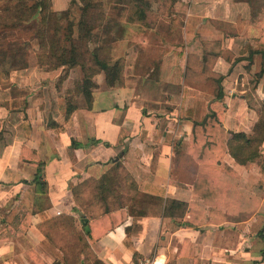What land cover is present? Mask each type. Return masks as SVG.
<instances>
[{
	"label": "crops",
	"instance_id": "obj_1",
	"mask_svg": "<svg viewBox=\"0 0 264 264\" xmlns=\"http://www.w3.org/2000/svg\"><path fill=\"white\" fill-rule=\"evenodd\" d=\"M262 9L253 17L246 0H178L183 24L172 25L160 44L157 73L138 70L115 90L100 82L91 108L66 93L73 70L63 79L61 70L36 67L0 75V264H264L260 166L247 169L226 153L232 170L216 172L217 199L207 203L193 194L201 165L189 151L192 119L214 106L228 131L252 134L264 100ZM67 101L77 105L68 118ZM25 148L43 163L45 194L35 183L36 160L22 158ZM120 155L139 191L198 202L194 224L186 210L127 213L109 231L87 217L73 189L102 176ZM64 229L93 236L72 243L71 252L68 246L70 263L65 246L49 237Z\"/></svg>",
	"mask_w": 264,
	"mask_h": 264
},
{
	"label": "trees",
	"instance_id": "obj_2",
	"mask_svg": "<svg viewBox=\"0 0 264 264\" xmlns=\"http://www.w3.org/2000/svg\"><path fill=\"white\" fill-rule=\"evenodd\" d=\"M0 1L4 2L5 0ZM79 1L82 4V16H80L81 19L78 25L79 35H75L76 24L74 21H68V29L62 35V22L65 18L68 19L67 16H69L70 11L66 10L60 16L59 13L52 9V0H34L31 6L25 0H18L13 7L9 6V1L5 2L7 4L4 8L0 7V9L5 12L13 10L17 20L15 23L21 24L22 21L36 22L38 27L36 37L40 46L39 50L36 51L38 65L46 66L48 71L61 70L65 74L60 79H63L71 70L80 67L83 77L74 81L72 88L66 90V93L77 98H83L87 107L91 108L94 101V91L101 87L96 76L103 75L102 86L108 90L123 87L126 83V60L124 58L113 60L112 57L104 53L105 49L103 48L105 45L101 44L94 48L89 47L92 32L99 25L105 24L107 28L102 34V40H104L108 35L118 33L121 29V24L106 14L103 1ZM177 1L115 0L114 6L119 5L120 14L127 11L128 22L148 27V15L152 11L154 3L168 5L170 8ZM246 1L252 7L253 17L263 11L264 0ZM26 11H29L27 18L24 16ZM173 16L175 17V14ZM8 22V19L0 15V26L5 25L7 27L9 26ZM258 44L264 48V32ZM0 58H3L4 64L2 65L6 71L19 67L17 63L13 62L11 55L8 53L0 55ZM263 73L264 62L263 69L258 74V77ZM75 109H77V105L67 101L66 117L68 118ZM222 112L220 108L214 106L201 119H192L193 129L189 151L201 165L199 176L193 187V194L207 203H212L217 199L214 178L216 172L219 170L231 172L232 170L230 166L223 162V156L226 153L230 154L240 165L245 166L247 169H251L254 164H258L262 175L261 184H264V155L262 154L264 145V100L259 111V119L253 124V132L250 135L245 132L228 131L223 125ZM123 140L124 137L121 134L117 143L121 145ZM27 154H29L30 158L33 157V160H36L38 164L35 183L37 190L45 194L47 182L40 175L43 163L39 161L33 150L27 148L24 149L23 160L26 161ZM121 157L122 155L99 178L85 179L73 189L75 202L82 207L87 217L90 215L91 218L100 220V224L105 231L113 230L119 226L127 216V213L132 216L149 215L150 213L175 216L185 215L187 211V214L193 215L188 220V223L194 224V217L198 213L194 211L196 210L194 207L198 205V202H192L189 205L175 199H164L139 191L135 180L132 179L133 177L124 167ZM125 208H127L126 211L124 210ZM93 209H98L99 211L94 212ZM100 213L102 214L100 215ZM87 225L88 223L84 224L85 227ZM85 235L90 239L93 237L90 231L85 230L84 233L76 235L78 242H81ZM3 237L0 235V238ZM79 250H81V247H79ZM69 257L67 255V262L70 263Z\"/></svg>",
	"mask_w": 264,
	"mask_h": 264
},
{
	"label": "rangeland",
	"instance_id": "obj_3",
	"mask_svg": "<svg viewBox=\"0 0 264 264\" xmlns=\"http://www.w3.org/2000/svg\"><path fill=\"white\" fill-rule=\"evenodd\" d=\"M10 1V7H13L18 0H5L0 1V7L4 8L7 3ZM28 5H32L34 0H25ZM52 0V9L54 5ZM60 3L55 7L54 10L62 16L64 11L69 10L70 14L67 18L63 20L62 25V35L68 29V21H74L76 24L75 35H79V21L82 16L81 2L79 0H58ZM104 3V10L106 14L111 17L114 21H117L121 24V29L118 33L114 35H108V37L102 40V34L107 30L105 24L99 25L97 29H94L89 41V47L94 48L99 45H105L103 49L104 53L117 60L119 58H124L126 60L125 68V78L126 76H133L134 73H137L139 70L141 74H156L157 73V62L162 58V53L164 51L160 44H167L166 39L168 36V30L172 25H182L183 20L181 17H174L173 14L176 13L177 2L172 6L163 5L161 3H154L152 11L148 15V27H143L139 24L130 23L127 21V11L120 14L119 5L114 6L115 0H101ZM173 13V14H172ZM24 14V13H23ZM172 14V15H171ZM0 15L9 20L7 27L5 25L0 26V55L8 53L11 55L13 62L17 63L19 67L14 70H19L22 68H31L36 67L38 70L48 71L46 66H40L37 64L36 51L39 50V41L36 37L38 27L34 21H22V23L17 22L16 16L13 10L11 11H1ZM29 11H26L24 16L27 18ZM171 15V17H169ZM59 16V17H60ZM174 20V21H173ZM124 29V31H123ZM161 32L165 34H161ZM109 34V32H108ZM63 37V36H62ZM169 46V45H168ZM167 47V46H166ZM3 58H0V75L6 76L14 70L6 71L3 68L4 61ZM150 61L155 69L154 72L151 71L152 67L147 65L146 62ZM159 64V63H158ZM2 65V66H1ZM138 65V66H137ZM64 72H61V74ZM65 74V73H64ZM63 74V75H64ZM74 81L81 79L83 77V72L80 67H77L73 70ZM127 76V77H128ZM62 77V76H61ZM60 77V78H61ZM96 79L103 84V75L96 76ZM74 81H72L74 83ZM73 85V84H72ZM82 104H86L83 98H78ZM67 231L61 230V233L52 234L50 241L53 246H65V259L67 261V255L70 254L72 249V243H76L77 236L75 230L72 231L68 229ZM62 243V245H61ZM68 246L70 247L67 251ZM75 248H73L74 252ZM77 250V249H76ZM75 250V251H76Z\"/></svg>",
	"mask_w": 264,
	"mask_h": 264
},
{
	"label": "built area",
	"instance_id": "obj_4",
	"mask_svg": "<svg viewBox=\"0 0 264 264\" xmlns=\"http://www.w3.org/2000/svg\"><path fill=\"white\" fill-rule=\"evenodd\" d=\"M140 264H151L149 261L141 262Z\"/></svg>",
	"mask_w": 264,
	"mask_h": 264
}]
</instances>
